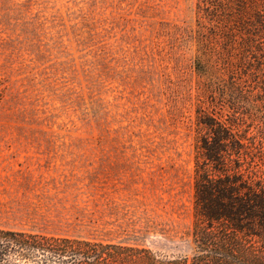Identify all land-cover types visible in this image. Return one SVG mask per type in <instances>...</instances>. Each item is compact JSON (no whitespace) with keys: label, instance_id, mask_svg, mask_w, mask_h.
<instances>
[{"label":"rangeland","instance_id":"rangeland-1","mask_svg":"<svg viewBox=\"0 0 264 264\" xmlns=\"http://www.w3.org/2000/svg\"><path fill=\"white\" fill-rule=\"evenodd\" d=\"M198 1L0 0V227L195 253L198 116L230 115L199 88ZM234 77L251 137L264 87Z\"/></svg>","mask_w":264,"mask_h":264},{"label":"trees","instance_id":"trees-1","mask_svg":"<svg viewBox=\"0 0 264 264\" xmlns=\"http://www.w3.org/2000/svg\"><path fill=\"white\" fill-rule=\"evenodd\" d=\"M197 8L206 32L196 40L208 64L200 74L209 76L199 88L226 97L230 115L198 116L206 132L196 144L195 253L167 257L122 243L0 227V264H264V114L246 137L245 117L258 111L260 98L234 77L239 71L264 87V0H200ZM220 69L226 78L216 77Z\"/></svg>","mask_w":264,"mask_h":264}]
</instances>
